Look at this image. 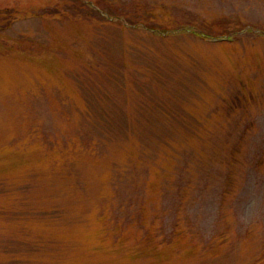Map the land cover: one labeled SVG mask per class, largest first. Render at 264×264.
Segmentation results:
<instances>
[{
    "label": "rangeland",
    "instance_id": "374dc122",
    "mask_svg": "<svg viewBox=\"0 0 264 264\" xmlns=\"http://www.w3.org/2000/svg\"><path fill=\"white\" fill-rule=\"evenodd\" d=\"M0 264H264V0H0Z\"/></svg>",
    "mask_w": 264,
    "mask_h": 264
}]
</instances>
